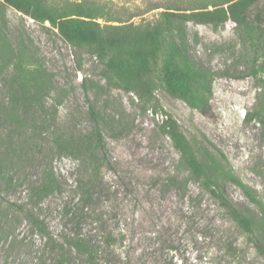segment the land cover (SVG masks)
<instances>
[{"label":"rangeland","instance_id":"rangeland-1","mask_svg":"<svg viewBox=\"0 0 264 264\" xmlns=\"http://www.w3.org/2000/svg\"><path fill=\"white\" fill-rule=\"evenodd\" d=\"M35 1L56 15L72 16L80 7L102 25L113 26L156 21L171 5L212 8L227 0ZM177 38L183 47L179 64L197 105L161 88L155 94L227 194L255 210L263 226L264 49L257 53L248 30L233 21L219 26L189 21ZM0 66L6 67L0 94L20 99L22 90L9 87L17 68L24 66L34 96L30 112L23 115L28 122L24 130L0 117V132L15 156L0 173V264H57L53 243L28 212L36 213L65 246L76 231L98 244L104 232H112L121 256H109L110 264H264L247 234L192 179L159 128L163 111L143 110L133 93L108 83L86 48L75 47L49 21L36 20L4 0ZM92 107L107 143L106 165L92 201L86 205L80 198L90 182L86 163L64 155L53 161L65 181L63 190L35 205L30 188L41 179L52 153L53 132L79 142L94 129ZM20 142L22 150L16 148ZM71 251V264L82 263V256Z\"/></svg>","mask_w":264,"mask_h":264},{"label":"trees","instance_id":"trees-1","mask_svg":"<svg viewBox=\"0 0 264 264\" xmlns=\"http://www.w3.org/2000/svg\"><path fill=\"white\" fill-rule=\"evenodd\" d=\"M4 1L36 20L49 21L65 40L75 47L86 48L102 66V75L108 83L133 93L143 110H151L154 113L163 111L159 128L178 150L180 159L189 170L192 179L226 211L247 234L248 241L255 251L264 257V224L263 226L260 224V216L255 210L241 207L233 201L227 194L222 180L213 172L211 165L200 156L195 144L184 133L178 120L163 110L155 94V90L161 88L174 97L195 104L188 74L179 64V58L183 56V47L177 38L182 37L184 25L189 21L215 26L233 21L248 30L251 43L257 53L263 50L264 0H227L213 5L212 8H209V5L188 8L171 5L164 7L156 21L113 26L102 25L95 19L96 17L80 7H77L72 16L56 15L35 0ZM159 7L162 6L156 5L153 8ZM3 68L6 67L0 66V74ZM17 69L19 74L10 82L9 89L10 91H15L16 87L21 89L20 99H15L12 95L11 98L9 96L7 98L0 94V117L4 116L17 122L18 128L24 130L28 125L24 116L30 112L34 96L29 80L23 72L24 66H19ZM8 103L10 105H7ZM22 110L23 113L20 114ZM90 114L94 120V129L79 142H73L67 136L53 132L52 153L43 167L41 179L33 183L30 188V200L35 205L63 190L65 181L55 170L53 161L56 156L64 155L74 156L86 163L90 182L86 183L85 190L80 188L82 192L80 198L86 205L92 201L96 183L106 165L104 151L107 143L95 107L91 108ZM23 146L24 144L20 142L16 148L22 150ZM11 151V142L7 141L0 132V173L8 170L10 164H13L15 156H11ZM11 180L10 184H12ZM27 217L44 235L49 236L58 254L57 264H71L72 249L83 258L82 263L79 264H110L109 256L113 254L121 256L117 254L119 241L112 232H104L101 244H98L81 231H76L73 236L67 237L66 247L50 235L46 225L40 221L36 213L28 212ZM262 218L264 221V210Z\"/></svg>","mask_w":264,"mask_h":264}]
</instances>
